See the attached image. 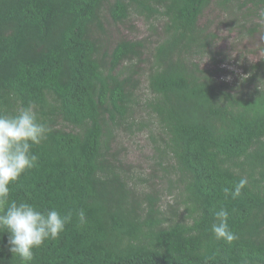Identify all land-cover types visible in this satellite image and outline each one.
Returning a JSON list of instances; mask_svg holds the SVG:
<instances>
[{"label": "trees", "instance_id": "16d2710c", "mask_svg": "<svg viewBox=\"0 0 264 264\" xmlns=\"http://www.w3.org/2000/svg\"><path fill=\"white\" fill-rule=\"evenodd\" d=\"M210 5H234L259 39L258 58L233 86L200 62L214 59L219 39ZM131 11L150 25L163 19L146 56L145 106L160 129L157 164L167 160L169 188H178L165 208L109 150L113 129L131 124L146 43L120 36L103 47L97 34L104 16L121 23ZM28 105L50 132L10 199L72 213L30 264H264V0H0V113ZM241 179L240 196L226 195ZM221 206L232 242L211 231ZM7 238L0 232V264H20Z\"/></svg>", "mask_w": 264, "mask_h": 264}, {"label": "rangeland", "instance_id": "374dc122", "mask_svg": "<svg viewBox=\"0 0 264 264\" xmlns=\"http://www.w3.org/2000/svg\"><path fill=\"white\" fill-rule=\"evenodd\" d=\"M234 5H230L228 11H219L212 5L209 6L206 16L213 19V26L219 35L213 53L214 59L203 57L200 62L213 71L216 80L220 84L233 86L235 82L246 73L249 64L254 62L260 54L258 52L257 34H248L245 20L239 17L241 13H233ZM242 21V24L232 20ZM105 31L97 34L98 43L103 47L111 46L120 36L127 39H143L146 43L145 57L137 65V74L133 79L138 81L136 89L133 91V101L131 102V124L128 128L117 126L111 133L110 152L116 153L121 161L130 166L133 177H143L147 180L136 181L138 191L149 192L158 198V205L165 208L177 199V185L169 188V182L174 181L175 173L169 169L168 172L163 167H167V160L157 164L159 158L154 154L155 146L160 143V129L156 122L148 116V109L145 106L151 93L147 89L146 74L148 62L146 56L149 49L161 38L163 19L161 17L152 19L150 25L143 17L130 12L129 17L121 23H113L104 16ZM244 25V26H243ZM240 31V32H238ZM148 45V46H147ZM139 122L146 125L139 127ZM59 126L63 127L59 122ZM69 130V127H63ZM174 185V184H173Z\"/></svg>", "mask_w": 264, "mask_h": 264}, {"label": "clouds", "instance_id": "9594fccd", "mask_svg": "<svg viewBox=\"0 0 264 264\" xmlns=\"http://www.w3.org/2000/svg\"><path fill=\"white\" fill-rule=\"evenodd\" d=\"M50 128L38 120L34 107H21L15 114L0 113V232L7 233L8 251L20 264H30L34 250L47 241L57 240L72 220V213L61 215L55 209H40L35 205L10 199L11 188L20 178L37 166L39 157L34 146L46 140ZM247 181L241 179L233 190L225 189L232 198L239 197ZM80 226L87 223L85 213L77 214ZM211 231L215 239L232 242L235 234L229 229L228 211L221 206L215 212Z\"/></svg>", "mask_w": 264, "mask_h": 264}]
</instances>
